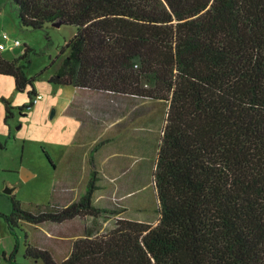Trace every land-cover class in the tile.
<instances>
[{"label":"trees","instance_id":"1","mask_svg":"<svg viewBox=\"0 0 264 264\" xmlns=\"http://www.w3.org/2000/svg\"><path fill=\"white\" fill-rule=\"evenodd\" d=\"M9 1L22 27L76 28L49 82L167 106L152 167L158 219L93 204V169L66 205L30 212L13 200L3 215L11 230L73 218L84 228L60 261L26 243L32 263L11 253L12 264H264V0ZM30 51L12 60L0 52V75L17 91L30 85L27 107L34 77L19 61ZM109 214L119 217L106 231L87 224Z\"/></svg>","mask_w":264,"mask_h":264},{"label":"rangeland","instance_id":"2","mask_svg":"<svg viewBox=\"0 0 264 264\" xmlns=\"http://www.w3.org/2000/svg\"><path fill=\"white\" fill-rule=\"evenodd\" d=\"M75 31L69 24L22 27L16 6L9 0H0V43L5 44L0 52L5 59L12 60L25 47L31 49L28 58L20 59L19 63L26 65L25 74L34 77L35 92L41 95L27 107L30 85L22 92L17 91L11 76L0 75V264H12L11 253L17 263H32L24 256L26 243L43 246L44 228L59 229L56 223L45 222L41 226L23 221L9 229L3 215L11 214L13 200L19 201L24 210L37 212L41 207L63 206L67 200L78 199L86 190L93 159L100 171L109 169V184L104 186L109 192L104 195L110 209L121 211L119 216L145 222L155 221L159 216L152 167L166 117V103L109 93V119L118 115L122 122L115 125V130L109 125L107 142L101 131L90 133L83 124L87 115L82 110L83 99L89 97L73 86L48 80L66 56L67 50L60 52ZM3 34L8 35V41ZM14 39L20 45L14 46ZM92 100L89 98L87 103ZM5 101L11 106L9 117H5ZM106 145L109 159L105 161L106 157L102 159L107 153L97 154V150ZM24 169L27 179L22 177ZM98 177V184H103V177ZM7 189L11 192L6 193ZM116 216L109 214L108 220L100 217L94 221L87 217V224L106 231L113 226ZM62 242L63 254L53 255L57 261L68 253L70 241Z\"/></svg>","mask_w":264,"mask_h":264},{"label":"crops","instance_id":"3","mask_svg":"<svg viewBox=\"0 0 264 264\" xmlns=\"http://www.w3.org/2000/svg\"><path fill=\"white\" fill-rule=\"evenodd\" d=\"M76 89L82 94H86L87 97L94 99L91 101L92 103L90 104L87 103V100L89 98L83 99L84 107L82 110L87 115L85 121H83V124L87 126V128L90 130V133L94 134V130L101 131V133L105 136V139H106L105 141L107 142L109 140V137L107 136V134H109V125H110V128L115 130V125L120 124L122 122V119L118 115H115L114 117L109 119V93L108 92H94V91H89V90L80 89V88H76ZM106 148H107V145L103 146V148H101L99 151L97 150V154L107 153L105 154L106 156L104 155L102 159L104 160L106 157L105 161L109 159V150H106ZM93 162H94V159L92 160V168L97 173V179L99 180L98 175L103 177V179H101V182H103V184L99 183L100 185L101 184L102 185L100 186L101 187L100 191H98L97 193H96V190L99 186L98 180L96 182V189L93 193V204L97 205V203H99V206L105 207L108 205V199L106 198V195H104V193L109 192V188H104V186L109 184V169L107 170L104 169V171H100L99 168H96L97 165L95 164V162L94 163ZM73 177H75V175ZM70 202L71 200H67L66 204ZM44 224L45 223L40 224V225L42 226ZM56 224L59 226V229H57V231L51 228H47V229L44 228L42 232L43 239H44L43 246L41 244H38V246L42 248H46L53 255L55 254L62 255L63 251H60V246L64 243L62 241L69 240L70 241L69 247H70L72 241L75 240L77 237H80L83 234L84 227L79 218H73L71 220L61 222V223H56ZM65 233H68V234H65Z\"/></svg>","mask_w":264,"mask_h":264},{"label":"built area","instance_id":"4","mask_svg":"<svg viewBox=\"0 0 264 264\" xmlns=\"http://www.w3.org/2000/svg\"><path fill=\"white\" fill-rule=\"evenodd\" d=\"M3 38L5 40H8V36L6 34L3 35ZM13 45L14 46L19 45V41L18 40H14L13 41ZM3 48H5V44L4 43H0V50L3 49ZM40 98H41V95L36 94L35 97H34V99H33V102L34 103L37 102Z\"/></svg>","mask_w":264,"mask_h":264},{"label":"water","instance_id":"5","mask_svg":"<svg viewBox=\"0 0 264 264\" xmlns=\"http://www.w3.org/2000/svg\"><path fill=\"white\" fill-rule=\"evenodd\" d=\"M52 25H54V26H60L61 25V21L53 22ZM22 177L24 179H27V171L25 169L23 170ZM5 192L6 193H10L11 191H10V189H7V190H5Z\"/></svg>","mask_w":264,"mask_h":264}]
</instances>
